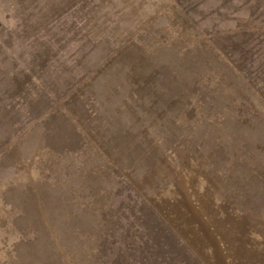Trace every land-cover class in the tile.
Wrapping results in <instances>:
<instances>
[{
	"label": "rangeland",
	"instance_id": "374dc122",
	"mask_svg": "<svg viewBox=\"0 0 264 264\" xmlns=\"http://www.w3.org/2000/svg\"><path fill=\"white\" fill-rule=\"evenodd\" d=\"M243 260L264 0H0V264Z\"/></svg>",
	"mask_w": 264,
	"mask_h": 264
},
{
	"label": "crops",
	"instance_id": "0c3cea01",
	"mask_svg": "<svg viewBox=\"0 0 264 264\" xmlns=\"http://www.w3.org/2000/svg\"><path fill=\"white\" fill-rule=\"evenodd\" d=\"M248 264H251V263H249V262H247ZM244 260H243V264H247Z\"/></svg>",
	"mask_w": 264,
	"mask_h": 264
}]
</instances>
